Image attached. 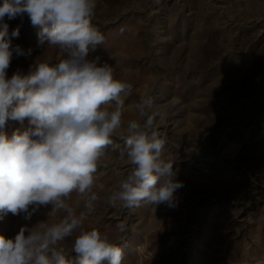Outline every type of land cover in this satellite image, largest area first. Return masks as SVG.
<instances>
[{
	"label": "rangeland",
	"instance_id": "obj_1",
	"mask_svg": "<svg viewBox=\"0 0 264 264\" xmlns=\"http://www.w3.org/2000/svg\"><path fill=\"white\" fill-rule=\"evenodd\" d=\"M4 23L12 46L8 78L27 75L35 63L64 58L58 48L39 46L38 27L25 13ZM92 23L105 43L99 55L114 76L133 85L125 97L123 126L140 120L135 105L150 94L166 119L164 156L173 162L183 187L175 206L142 203L112 208L109 193L131 170L127 159L109 151L97 169L94 213L61 246L72 245L81 230H98L124 243L123 264H260L264 261V0H97ZM27 120H9L5 132L22 133ZM123 131V128L121 129ZM120 142L117 137H113ZM102 186V187H101ZM78 215L84 201L73 192L67 201ZM31 210V209H30ZM51 205L30 219L8 213L0 235L14 238L21 227L60 222ZM124 223L121 233L116 225Z\"/></svg>",
	"mask_w": 264,
	"mask_h": 264
},
{
	"label": "clouds",
	"instance_id": "obj_2",
	"mask_svg": "<svg viewBox=\"0 0 264 264\" xmlns=\"http://www.w3.org/2000/svg\"><path fill=\"white\" fill-rule=\"evenodd\" d=\"M96 7L97 0H0V219L8 213L30 219L49 205L48 215L66 213L51 226L41 222L21 227L14 238L0 235V264H123L126 245L95 229L79 232L74 256L61 246L94 213L100 200L93 191L96 173L109 151L131 166L106 198L112 208L134 209L142 203L174 207L175 193L184 186L164 156L167 136L159 126L167 114L145 94L135 105L140 120L124 127L125 97L133 85L116 78L101 56L89 58L105 43L92 23ZM25 13L39 29V46L47 42L64 58L35 63L27 75L17 71L8 78L13 54L27 55L31 49L25 53L12 46L19 27L9 35L4 19ZM9 120H27L29 126L8 138ZM73 192L84 201L78 215L67 202ZM116 227L127 230L124 223Z\"/></svg>",
	"mask_w": 264,
	"mask_h": 264
}]
</instances>
